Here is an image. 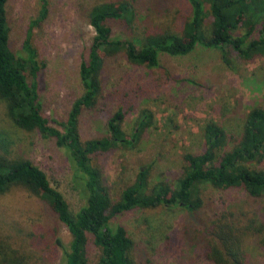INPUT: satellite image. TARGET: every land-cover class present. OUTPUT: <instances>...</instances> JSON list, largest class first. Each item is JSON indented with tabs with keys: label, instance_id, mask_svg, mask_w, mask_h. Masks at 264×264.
Returning <instances> with one entry per match:
<instances>
[{
	"label": "rangeland",
	"instance_id": "1",
	"mask_svg": "<svg viewBox=\"0 0 264 264\" xmlns=\"http://www.w3.org/2000/svg\"><path fill=\"white\" fill-rule=\"evenodd\" d=\"M97 1L101 0H48L46 18L31 30L38 57L45 62L38 80L42 113L57 127L84 92L79 65L87 56L94 34L87 13ZM138 2L139 24L147 20L162 25L178 23L176 18L189 9L184 0L166 3L167 10L158 8L153 0ZM39 7L40 0L7 1L10 46L17 55H26L22 42ZM111 25L114 35L125 37L123 25ZM226 57L228 61L217 49L203 46L186 55L160 53L155 67L130 64L121 55L106 57L101 73L102 95L78 117L81 138L105 136L107 119L119 106L125 112L122 128L127 135L137 126L143 109L153 114L152 123L136 146L95 156L112 199H117L120 189L148 165L151 186L159 180L173 186L184 168L183 154L204 150L203 130L208 122L224 128L219 154L241 135L247 112L254 106L264 108V56L244 59L228 48ZM0 138L7 143L9 155L26 157L46 173L71 210L84 204L82 181L67 150L53 138L14 126L2 103ZM251 165L264 168V159ZM198 190L202 204L197 209L160 205L136 208L111 218L110 224L123 225L133 240L134 264H214L203 256V230L211 219L230 211L238 221L251 215L264 220L263 196H250L240 186L218 188L207 182L199 184ZM12 220L36 236L25 244L32 264H62L63 251L55 239L60 238L67 246L70 235L44 200L20 188L1 195L0 231L12 232ZM245 249L243 264H264V248L254 236L246 239ZM98 253L89 242L87 258L91 264H95Z\"/></svg>",
	"mask_w": 264,
	"mask_h": 264
},
{
	"label": "trees",
	"instance_id": "2",
	"mask_svg": "<svg viewBox=\"0 0 264 264\" xmlns=\"http://www.w3.org/2000/svg\"><path fill=\"white\" fill-rule=\"evenodd\" d=\"M7 1L0 0V103L14 126L53 138L67 150L82 181L85 202L78 210H71L46 173L26 157L9 155L7 143L1 138L0 196L20 188L46 202L70 235L67 246L60 238L55 239L63 251L62 264H91L87 258L89 242L99 251L95 264H134L133 240L123 225L112 226L111 218L136 208L160 205L188 210L200 208L198 186L202 183L218 188L240 186L250 196L264 197V168L251 165L264 159V108L261 106L247 112L241 135L219 154L224 128L208 122L203 130L204 150L183 154L184 168L173 186L164 180L151 186L148 165L120 189L117 199L110 196L95 156L136 146L152 123L153 114L143 109L130 135L122 128L125 112L120 106L108 117L105 136L83 140L78 130L81 110L93 107L102 95L101 73L106 57L121 55L130 64L155 67L160 53L186 55L197 46L217 49L225 61H228V48L244 59L264 56V0H184L189 7L187 13L176 18L178 23L164 25L152 20L139 24V0L93 3L87 18L94 34L87 56L79 65L84 92L74 100L66 119L58 123L60 127L52 125L42 113L38 80L45 62L39 59L31 38L32 28L47 16L48 0H40L38 14L30 22L22 42L25 56L15 54L10 46ZM153 1L163 10H167L166 3L172 2ZM112 22L125 27V37L114 35ZM11 224L12 232L0 231V264H32L25 244L36 236L15 220ZM203 232V256L214 264H243L245 241L250 236L264 248V220L255 215L238 221L230 211H223L209 221Z\"/></svg>",
	"mask_w": 264,
	"mask_h": 264
}]
</instances>
